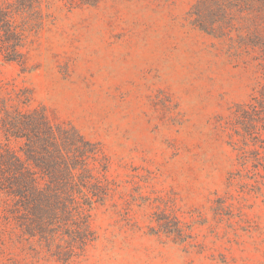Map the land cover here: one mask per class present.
I'll return each mask as SVG.
<instances>
[{"label": "rangeland", "instance_id": "rangeland-1", "mask_svg": "<svg viewBox=\"0 0 264 264\" xmlns=\"http://www.w3.org/2000/svg\"><path fill=\"white\" fill-rule=\"evenodd\" d=\"M194 0L45 4L26 64L0 58V86L74 126L109 159L111 198L74 264H264V163L241 165L225 123L264 85L261 49L193 25ZM245 33V31H244ZM0 230V264H60Z\"/></svg>", "mask_w": 264, "mask_h": 264}, {"label": "trees", "instance_id": "trees-1", "mask_svg": "<svg viewBox=\"0 0 264 264\" xmlns=\"http://www.w3.org/2000/svg\"><path fill=\"white\" fill-rule=\"evenodd\" d=\"M70 9L102 0H61ZM49 0H0V58L26 64L29 37L43 22ZM249 9L243 34H264V0H194L193 25L213 37L230 34L235 9ZM245 31V33H244ZM222 37V36H221ZM251 45L261 49L264 37ZM31 91L0 86V230L60 264H74L96 241L92 212L111 198L109 159L99 143L74 126L55 123L44 109H31ZM236 161L264 163V85L236 107L224 126ZM39 253V254H40Z\"/></svg>", "mask_w": 264, "mask_h": 264}]
</instances>
